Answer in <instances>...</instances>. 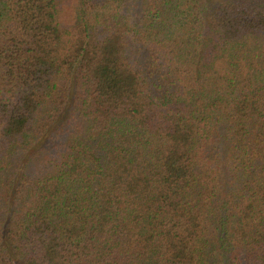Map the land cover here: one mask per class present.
I'll use <instances>...</instances> for the list:
<instances>
[{"label": "trees", "instance_id": "trees-1", "mask_svg": "<svg viewBox=\"0 0 264 264\" xmlns=\"http://www.w3.org/2000/svg\"><path fill=\"white\" fill-rule=\"evenodd\" d=\"M0 264H264V0H0Z\"/></svg>", "mask_w": 264, "mask_h": 264}, {"label": "rangeland", "instance_id": "rangeland-1", "mask_svg": "<svg viewBox=\"0 0 264 264\" xmlns=\"http://www.w3.org/2000/svg\"><path fill=\"white\" fill-rule=\"evenodd\" d=\"M215 1H217V0H206V2H207V9H209L210 6H211Z\"/></svg>", "mask_w": 264, "mask_h": 264}]
</instances>
